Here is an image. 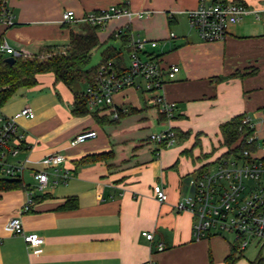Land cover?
<instances>
[{
    "label": "crops",
    "instance_id": "crops-1",
    "mask_svg": "<svg viewBox=\"0 0 264 264\" xmlns=\"http://www.w3.org/2000/svg\"><path fill=\"white\" fill-rule=\"evenodd\" d=\"M233 1L264 9V0ZM123 2L8 0L16 23L0 24V37L30 55L47 46L64 51L70 31H80L83 24L63 22L65 11L74 10L82 17ZM199 4L200 0H129L132 18L112 19L97 32L103 51L110 45L121 51L125 66L130 64L131 48L125 39L129 32L159 42L157 48L147 46L146 56L155 57L163 69L179 67L172 77L165 71V93L176 104L170 121L175 144L160 148L149 136L131 135L137 129H150L155 122L169 126L147 104L149 94L135 87L115 93V105L128 108V113L134 110L116 123H98L93 114L74 115L73 91L51 73L39 75L36 86L20 89L1 108L8 116L25 106L35 112L34 118L17 119L25 143L18 155L8 158L25 164L21 175L25 185L35 187L34 172L45 169L42 161L47 155L62 154L65 161L57 176L47 169L49 183L36 189L31 210L21 215L26 233L45 238L41 254L32 253L21 235L6 229L26 203V189L1 193L0 264H226L235 241L226 233L194 239L193 215L178 211L175 205L189 192L199 169L207 163H213L210 169H214L218 164L214 162L227 150L222 144V123L246 114L255 124V135L264 142V20L250 13L229 26L223 41L205 42L188 18ZM119 28L125 32L116 35ZM91 111L113 119L106 108ZM130 116L136 117L135 130L122 128V120ZM85 129L97 130L98 137L71 146L70 141ZM109 152L111 156L81 162L89 155ZM255 155L264 160L262 149ZM65 170L70 173L66 182ZM25 173L33 181L25 180ZM159 183L166 189V202L155 197L154 186ZM144 231L153 232L152 241L143 236ZM245 250L234 264L254 263L262 254L250 260ZM262 258L260 264H264Z\"/></svg>",
    "mask_w": 264,
    "mask_h": 264
},
{
    "label": "built area",
    "instance_id": "built-area-1",
    "mask_svg": "<svg viewBox=\"0 0 264 264\" xmlns=\"http://www.w3.org/2000/svg\"><path fill=\"white\" fill-rule=\"evenodd\" d=\"M129 0L122 4H114L82 17H77L74 10H67L63 14L65 23H90L99 29L112 19L132 18L134 12L127 7ZM254 13L258 20H264V9H251L245 2L233 0H218L207 2L200 0L196 9L188 12L190 26L205 42L223 41L230 25L240 22L246 15ZM144 12H140L142 16ZM15 14L3 0L0 5V24L10 27L15 21ZM123 28L116 31V35L123 34ZM171 37H176L171 32ZM159 42L130 33V64L120 69L114 61L102 63L95 77L93 85L88 84L84 91L90 110L106 108L113 119L119 118V113H128V108L115 105L114 95L126 88L135 87L148 93L147 104L156 108L165 117L169 126L150 135V139L160 148L171 146L176 142V133L170 124L174 117L175 102L168 100L165 93V71L172 77L179 71V67L172 65L163 69L159 61L153 56H146L147 46L157 48ZM0 54L7 56H30L29 53L18 51L7 42L0 43ZM21 116L34 118L32 107L25 106L14 116L4 115L0 112V178L17 179L22 175L25 164L12 163L9 156L18 155L25 143V133L19 131L17 119ZM244 121L255 129L250 116L246 115ZM264 122V114H263ZM98 137L95 129H85L75 135L70 141L71 146L94 140ZM249 145L256 149H246L239 156H232L217 164L214 169L197 174L190 185L189 192L175 205L178 211H188L193 215V237L200 240L210 233H230L239 241L241 250L255 242L260 249H264V160L255 155L257 149L264 151V142L254 134L247 139ZM65 161L62 154L54 153L43 159L45 169L34 172L37 181L35 187L26 189L27 201L20 210V214L11 218L6 229L14 235H21L28 248L34 254H41L44 250L45 238L38 233H26L21 215L31 210L36 189H43L49 183V172L59 175V167ZM70 177L68 170L63 173V179ZM155 197L160 202H166L168 195L162 183L154 186ZM143 236L149 241L154 238L153 232L144 231ZM163 245L159 246L162 250Z\"/></svg>",
    "mask_w": 264,
    "mask_h": 264
},
{
    "label": "trees",
    "instance_id": "trees-1",
    "mask_svg": "<svg viewBox=\"0 0 264 264\" xmlns=\"http://www.w3.org/2000/svg\"><path fill=\"white\" fill-rule=\"evenodd\" d=\"M2 2L3 0H0V5ZM98 29L97 26L90 23H83L80 31L72 29L69 44L64 51L53 46H47L30 56H16L14 63L7 62L8 56L0 54V110L20 89L36 86L39 75L51 73L55 76L56 81L64 83L73 91L75 100L72 113L76 116L93 114L98 123L105 124L106 122L116 123L132 113L134 110L131 109L129 113L120 112L118 119H109L106 116H99L88 107L84 91L88 84L93 85L95 83L99 66L102 63L114 61L120 69L126 68L123 64L121 51H117L111 45L102 52V61L96 66H90L93 50L101 45L97 34ZM125 36L128 42L130 33L128 32ZM2 41L0 37V43ZM84 85L85 88L83 89ZM161 116L165 118L163 115ZM245 116L246 114L236 115L220 125L222 144L227 150L214 163H219L232 156H239L246 149H256V146L247 143V139L255 134V129L250 128V125L244 121ZM111 155V152L89 155L83 158L81 162L93 161L96 158ZM212 164L203 165L198 174L209 171ZM21 187L30 188L23 183L21 177L17 179L0 178V197L4 191ZM242 252L239 241L235 240L231 252L226 258V264H234L242 256ZM262 260L260 253L257 261L251 264H260Z\"/></svg>",
    "mask_w": 264,
    "mask_h": 264
},
{
    "label": "rangeland",
    "instance_id": "rangeland-1",
    "mask_svg": "<svg viewBox=\"0 0 264 264\" xmlns=\"http://www.w3.org/2000/svg\"><path fill=\"white\" fill-rule=\"evenodd\" d=\"M102 51H103L102 46H99L93 50L92 55H91L90 66H96L102 61ZM124 53H126V52H124ZM126 59H129L128 56H126ZM122 123H121L123 125L122 128H126V130H135L138 127L137 120H136L135 116H130V117L123 119ZM104 129L109 132V128H107L106 126L104 127ZM165 129H166V126L160 125L158 122H155L154 126H152L150 129H146L143 131H139L137 129L138 132L131 133V135L135 138L140 137V136H144V137L149 136L150 137V135L157 134V133H159ZM25 180H27V181L32 180L33 181V179L31 178V176L28 175V173H25ZM36 184H35V186H36ZM225 236L229 240L235 241L234 235L226 233ZM260 251L262 252V256L264 257V249L261 250L260 246L250 243L244 252L245 258H249L250 260H253L257 257V255L259 254Z\"/></svg>",
    "mask_w": 264,
    "mask_h": 264
},
{
    "label": "water",
    "instance_id": "water-1",
    "mask_svg": "<svg viewBox=\"0 0 264 264\" xmlns=\"http://www.w3.org/2000/svg\"><path fill=\"white\" fill-rule=\"evenodd\" d=\"M16 60V57L15 56H8L6 58V61L9 62V63H14Z\"/></svg>",
    "mask_w": 264,
    "mask_h": 264
}]
</instances>
